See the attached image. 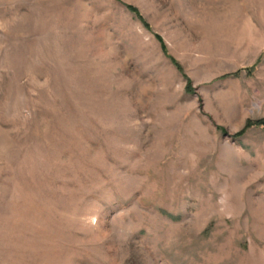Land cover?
I'll list each match as a JSON object with an SVG mask.
<instances>
[{
  "label": "rangeland",
  "instance_id": "1",
  "mask_svg": "<svg viewBox=\"0 0 264 264\" xmlns=\"http://www.w3.org/2000/svg\"><path fill=\"white\" fill-rule=\"evenodd\" d=\"M257 122L264 0H0V264H264Z\"/></svg>",
  "mask_w": 264,
  "mask_h": 264
},
{
  "label": "trees",
  "instance_id": "2",
  "mask_svg": "<svg viewBox=\"0 0 264 264\" xmlns=\"http://www.w3.org/2000/svg\"><path fill=\"white\" fill-rule=\"evenodd\" d=\"M256 125H261L264 127V122H257ZM250 124L247 125V127H249ZM243 134V132L241 134H239L238 138Z\"/></svg>",
  "mask_w": 264,
  "mask_h": 264
}]
</instances>
